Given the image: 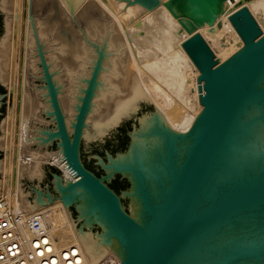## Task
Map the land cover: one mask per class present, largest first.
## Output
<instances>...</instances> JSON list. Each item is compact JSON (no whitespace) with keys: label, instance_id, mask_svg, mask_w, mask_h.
I'll return each mask as SVG.
<instances>
[{"label":"water","instance_id":"water-1","mask_svg":"<svg viewBox=\"0 0 264 264\" xmlns=\"http://www.w3.org/2000/svg\"><path fill=\"white\" fill-rule=\"evenodd\" d=\"M126 2L152 9L160 0ZM16 5L0 0V197ZM228 18L243 44L223 61L197 30L182 42L202 108L181 132L144 94L101 3L48 9L32 0L22 152L63 159L72 178L48 162H20L18 200L29 209L62 200L91 264L109 249L120 264H264V158L254 171L226 172L246 108L258 105L254 118L264 120V32L246 5Z\"/></svg>","mask_w":264,"mask_h":264},{"label":"bare ground","instance_id":"bare-ground-1","mask_svg":"<svg viewBox=\"0 0 264 264\" xmlns=\"http://www.w3.org/2000/svg\"><path fill=\"white\" fill-rule=\"evenodd\" d=\"M56 1L81 5L84 0ZM86 1L89 4L101 3L115 17L144 94L154 102L167 125L181 132L187 131L202 108L197 90L199 71L182 47L184 39L190 35V32L200 31L203 37L210 41L209 44L211 43L221 52V54L216 53L217 57L221 60L226 59L243 44L228 18L230 13L242 5L249 8L264 32V0H203L199 3H191L188 0H160V3L152 9H146L138 3L129 4L126 0ZM19 5L17 0L18 17L16 16L15 20L17 22L22 18L21 11L18 10ZM27 8L26 6V13ZM24 20L25 24L29 25L27 14ZM223 34L224 39H222ZM229 36L235 40V45L227 42ZM24 39H26L25 36ZM221 40L224 41L220 43ZM21 60L22 79L23 70H25L23 69L24 57ZM22 82L17 85L18 89L16 84L14 87L16 109L15 111L13 109L12 117H16L19 121L16 159L13 163L10 161L12 165L9 164L8 167L10 172L5 180L4 195L0 198L10 197L29 214L37 211L44 212L41 224L47 236L51 237L57 254L62 255L65 250L73 248L80 252L78 259L81 260V264H91L62 200L47 202L33 209H29L18 200L20 162L39 159L30 157L29 153H23L21 150L25 110V92ZM259 111L258 105H251L246 108L237 122L239 129L241 126V134L237 137V142L231 146L233 147L231 155L228 154L226 157L230 160L226 171L228 175L240 174L246 168L254 171L258 160L264 158V120L258 121L254 118ZM246 121H249L247 126H243ZM10 152L13 154L11 150ZM22 154L25 155L26 161L22 159ZM49 160L61 167L62 171L72 178V173L61 166L64 163L63 159L58 163L53 158ZM6 170H8L7 166ZM76 179L73 177L71 180ZM225 240L227 242L228 239ZM110 255L117 257L114 251L109 249L93 264H106ZM205 263L206 260H202L198 264ZM117 264H120L118 257Z\"/></svg>","mask_w":264,"mask_h":264},{"label":"built area","instance_id":"built-area-1","mask_svg":"<svg viewBox=\"0 0 264 264\" xmlns=\"http://www.w3.org/2000/svg\"><path fill=\"white\" fill-rule=\"evenodd\" d=\"M43 214H29L10 197L0 198V264H81L76 249L57 254L42 227ZM106 264H117V257L110 255Z\"/></svg>","mask_w":264,"mask_h":264},{"label":"rangeland","instance_id":"rangeland-1","mask_svg":"<svg viewBox=\"0 0 264 264\" xmlns=\"http://www.w3.org/2000/svg\"><path fill=\"white\" fill-rule=\"evenodd\" d=\"M18 1H19V4H20L19 7H18V10L21 11V15H22L21 17L22 18H20V20H19L20 22L19 21L18 22L15 21L14 50H13V53H14L13 54V64L14 65H13V68H12L13 71H12V81H11V96H10V111H9V126H8V142H7V157H6V166H7V169L8 170H6V172H5V180L8 177L9 172H10L9 171L10 169L8 168L9 167V164H10V161L12 163L15 161V159H16V156H15L16 155V149L18 148V146H17L18 145V138H17L18 137V132H17V129H18V126H19V121H18V119L16 117H12L13 109H14V111L16 109L15 108L16 105L14 103V87H15V84H16V88L18 89L19 87L17 85H19V83H21V81H23L22 82L23 83V90L25 92V83H26V61H27V48H28V41L27 40H28V34H29V31H28V29H29L28 26L29 25H26L25 24V20L24 19H25V15L27 14V16H28V23H29V20H30V12H31V5H32V0H18ZM43 1L47 5L48 9H50L55 4L58 3L56 0H43ZM82 4H89V3L86 0H84ZM94 4H96V3H94ZM26 6L28 7L27 8V13H26ZM18 10H17V12H18ZM17 15H18V13H16V16ZM24 31H25V33H24ZM24 36H25V38L27 40L24 39ZM224 37H225V35L223 34L222 35V39H224ZM25 41H27V43ZM223 41L224 40H221L220 43L223 42ZM207 42L209 44L210 41H207ZM227 42L229 44H234L235 40L231 36H229ZM25 43H26V45H25ZM209 45H210V47H211V49H212V51L214 53L215 58H217L219 60V62L223 61L224 59L221 60L216 55V53L217 54H221V52L218 51V48L215 47V46H213L211 43ZM23 49L25 51H23ZM22 57H24V62H25L24 67H23V69H25V70H23V73H24L23 76H22V79L23 80L21 79V66H22V60H21V58ZM152 103L155 106L154 102H152ZM10 131H11V133H10ZM10 150L12 152L14 150L15 151L12 154L10 152ZM21 150H22V148H21ZM23 153H25V152H23ZM11 154H12V156H11ZM22 155H21L22 156V159H24L26 161L27 159L24 158L25 155L24 154H22ZM37 161H44V162H48V164H53V163L50 162L49 159H45V158H39V159H37ZM10 165H12V164H10ZM54 165L56 167L62 169L57 164H54ZM57 199H59V198L53 199L50 203L54 202ZM66 210H67V208H66ZM67 213L70 216V213L68 212V210H67ZM70 218H71V216H70Z\"/></svg>","mask_w":264,"mask_h":264},{"label":"trees","instance_id":"trees-1","mask_svg":"<svg viewBox=\"0 0 264 264\" xmlns=\"http://www.w3.org/2000/svg\"><path fill=\"white\" fill-rule=\"evenodd\" d=\"M125 181L123 180L122 182H121V186L120 187H122V186H125ZM111 187H113L116 191H118L120 188H119V186L118 185H116V184H112V186Z\"/></svg>","mask_w":264,"mask_h":264},{"label":"flooded vegetation","instance_id":"flooded-vegetation-1","mask_svg":"<svg viewBox=\"0 0 264 264\" xmlns=\"http://www.w3.org/2000/svg\"><path fill=\"white\" fill-rule=\"evenodd\" d=\"M89 169H91V167H89L87 164H85ZM92 171L95 172V170L91 169ZM97 174V172H95ZM116 179H121V178H116Z\"/></svg>","mask_w":264,"mask_h":264}]
</instances>
